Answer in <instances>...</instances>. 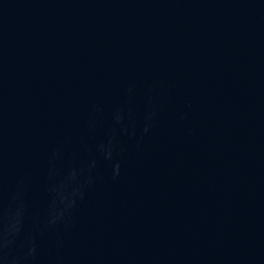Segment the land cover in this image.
Listing matches in <instances>:
<instances>
[{
  "label": "water",
  "instance_id": "1",
  "mask_svg": "<svg viewBox=\"0 0 264 264\" xmlns=\"http://www.w3.org/2000/svg\"><path fill=\"white\" fill-rule=\"evenodd\" d=\"M0 264H264V0H0Z\"/></svg>",
  "mask_w": 264,
  "mask_h": 264
}]
</instances>
